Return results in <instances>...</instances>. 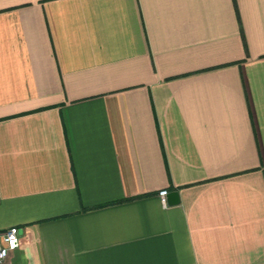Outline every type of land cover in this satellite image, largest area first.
Returning <instances> with one entry per match:
<instances>
[{
	"label": "crops",
	"instance_id": "obj_1",
	"mask_svg": "<svg viewBox=\"0 0 264 264\" xmlns=\"http://www.w3.org/2000/svg\"><path fill=\"white\" fill-rule=\"evenodd\" d=\"M12 226L3 264H264V0H0Z\"/></svg>",
	"mask_w": 264,
	"mask_h": 264
},
{
	"label": "built area",
	"instance_id": "obj_2",
	"mask_svg": "<svg viewBox=\"0 0 264 264\" xmlns=\"http://www.w3.org/2000/svg\"><path fill=\"white\" fill-rule=\"evenodd\" d=\"M168 194L169 191L167 189L159 192L160 200L164 205L168 204ZM19 244V228L17 226L8 228L3 233V243L0 244V264L5 262L10 253L19 247Z\"/></svg>",
	"mask_w": 264,
	"mask_h": 264
},
{
	"label": "water",
	"instance_id": "obj_3",
	"mask_svg": "<svg viewBox=\"0 0 264 264\" xmlns=\"http://www.w3.org/2000/svg\"><path fill=\"white\" fill-rule=\"evenodd\" d=\"M180 201L179 198V192L178 191H172L168 194V204L169 205H176Z\"/></svg>",
	"mask_w": 264,
	"mask_h": 264
}]
</instances>
